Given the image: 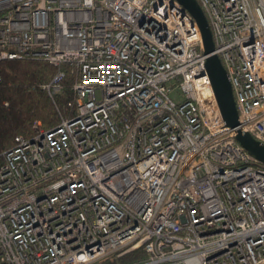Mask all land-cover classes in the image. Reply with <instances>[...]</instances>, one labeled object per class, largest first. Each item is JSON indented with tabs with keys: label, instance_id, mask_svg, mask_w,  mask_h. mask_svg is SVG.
Instances as JSON below:
<instances>
[{
	"label": "built area",
	"instance_id": "obj_1",
	"mask_svg": "<svg viewBox=\"0 0 264 264\" xmlns=\"http://www.w3.org/2000/svg\"><path fill=\"white\" fill-rule=\"evenodd\" d=\"M196 2L237 128L264 146V0ZM206 57L175 0H0V61L55 68L51 99L75 77L74 114L2 154L0 264H264V163Z\"/></svg>",
	"mask_w": 264,
	"mask_h": 264
},
{
	"label": "trees",
	"instance_id": "obj_2",
	"mask_svg": "<svg viewBox=\"0 0 264 264\" xmlns=\"http://www.w3.org/2000/svg\"><path fill=\"white\" fill-rule=\"evenodd\" d=\"M55 71L43 61H0V164L3 152L13 145L14 137H28L35 122L49 128L59 123L61 116L74 114L67 107L72 100L74 74L64 70L61 91L52 99L42 88L50 82Z\"/></svg>",
	"mask_w": 264,
	"mask_h": 264
},
{
	"label": "water",
	"instance_id": "obj_3",
	"mask_svg": "<svg viewBox=\"0 0 264 264\" xmlns=\"http://www.w3.org/2000/svg\"><path fill=\"white\" fill-rule=\"evenodd\" d=\"M199 29L203 54L206 55L205 72L209 78L216 103L223 122L230 129H235L236 142L252 157L264 163V146L255 141L249 134L237 128L238 116L235 102L226 72L219 57L213 53L214 44L206 17L196 0H175Z\"/></svg>",
	"mask_w": 264,
	"mask_h": 264
},
{
	"label": "rangeland",
	"instance_id": "obj_4",
	"mask_svg": "<svg viewBox=\"0 0 264 264\" xmlns=\"http://www.w3.org/2000/svg\"><path fill=\"white\" fill-rule=\"evenodd\" d=\"M174 95H177V94L174 92V93H171L170 96H171V97H174ZM133 259H134V256H131L130 259H128V257L125 258V260H126V261L129 260V262H130V261H133Z\"/></svg>",
	"mask_w": 264,
	"mask_h": 264
}]
</instances>
